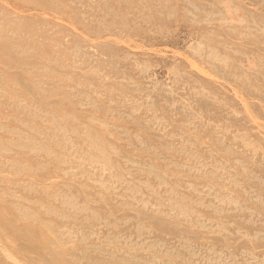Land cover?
Wrapping results in <instances>:
<instances>
[{
	"label": "rangeland",
	"instance_id": "rangeland-1",
	"mask_svg": "<svg viewBox=\"0 0 264 264\" xmlns=\"http://www.w3.org/2000/svg\"><path fill=\"white\" fill-rule=\"evenodd\" d=\"M0 264H264V0H0Z\"/></svg>",
	"mask_w": 264,
	"mask_h": 264
}]
</instances>
